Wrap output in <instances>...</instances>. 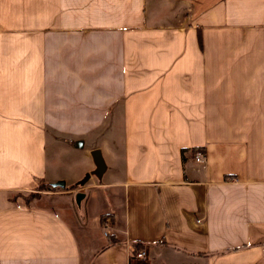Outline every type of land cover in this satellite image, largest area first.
Segmentation results:
<instances>
[{"label": "crops", "instance_id": "crops-1", "mask_svg": "<svg viewBox=\"0 0 264 264\" xmlns=\"http://www.w3.org/2000/svg\"><path fill=\"white\" fill-rule=\"evenodd\" d=\"M0 264H264V0H0Z\"/></svg>", "mask_w": 264, "mask_h": 264}, {"label": "rangeland", "instance_id": "rangeland-1", "mask_svg": "<svg viewBox=\"0 0 264 264\" xmlns=\"http://www.w3.org/2000/svg\"><path fill=\"white\" fill-rule=\"evenodd\" d=\"M112 131H115L116 129H114V127L112 126ZM110 129V130H111ZM107 130V129H106ZM75 147V146H74ZM73 147V148H74ZM101 157H102V160H103V163H104V159H103V156L101 155ZM66 158V160H68V161H71L73 164H75L76 166H82V165H85V160H83L82 159V157L80 156V152L77 150V149H73V152H71V153H69V154H67V156L65 157ZM64 158V159H65ZM88 160H90V161H88V162H92L91 160L92 159H88ZM105 165V164H104ZM93 169H94V164L92 163V167L91 168H89V169H86L85 171L84 170H82V172H81V176H80V178H79V180H77V184L78 185H83L85 182H87V180L83 183V184H80L79 182H80V180H82V179H84L85 178V176L86 175H88V182L89 181H97V180H99V179H101L102 178V176H104L102 173H101V175H96V174H93L92 173V171H93ZM82 193V192H81ZM75 197H73V202H74V204H75V206H77L78 204H76V202H75V199H74ZM79 206V205H78Z\"/></svg>", "mask_w": 264, "mask_h": 264}, {"label": "water", "instance_id": "water-1", "mask_svg": "<svg viewBox=\"0 0 264 264\" xmlns=\"http://www.w3.org/2000/svg\"><path fill=\"white\" fill-rule=\"evenodd\" d=\"M90 156H91V159H92V162L94 164V169L92 171L93 174H96V175H101V173L103 172L104 170V163H103V160H102V157H101V154L99 152L98 149H93L90 151ZM88 178V175L85 176L84 179L80 180V184H83ZM51 187H63V181L61 180H58V181H55L53 183H51ZM83 196V193L81 192H77L75 194V202L78 203L79 200L82 198Z\"/></svg>", "mask_w": 264, "mask_h": 264}, {"label": "built area", "instance_id": "built-area-1", "mask_svg": "<svg viewBox=\"0 0 264 264\" xmlns=\"http://www.w3.org/2000/svg\"><path fill=\"white\" fill-rule=\"evenodd\" d=\"M202 154L196 152L194 155L195 162H202ZM146 251L144 248L138 249L136 251H129V256L134 260H143L145 258Z\"/></svg>", "mask_w": 264, "mask_h": 264}, {"label": "trees", "instance_id": "trees-1", "mask_svg": "<svg viewBox=\"0 0 264 264\" xmlns=\"http://www.w3.org/2000/svg\"><path fill=\"white\" fill-rule=\"evenodd\" d=\"M43 189H54V187H51V185H45V186H39V190ZM38 196V193H29L25 198V202L28 203L29 201L34 200Z\"/></svg>", "mask_w": 264, "mask_h": 264}]
</instances>
